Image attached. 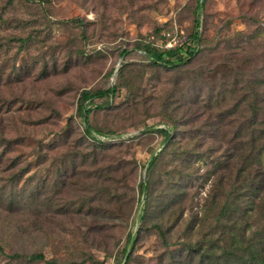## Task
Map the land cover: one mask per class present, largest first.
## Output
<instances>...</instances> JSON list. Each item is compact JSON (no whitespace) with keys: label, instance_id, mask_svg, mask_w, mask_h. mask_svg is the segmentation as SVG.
I'll use <instances>...</instances> for the list:
<instances>
[{"label":"rangeland","instance_id":"374dc122","mask_svg":"<svg viewBox=\"0 0 264 264\" xmlns=\"http://www.w3.org/2000/svg\"><path fill=\"white\" fill-rule=\"evenodd\" d=\"M197 1L0 0V264H200L203 255L225 264L248 241L264 254V203L256 220L242 216L252 209L253 171L237 180L243 157L215 167L234 154L221 137L248 114L216 133L209 129L216 110L189 100L200 95L203 103L213 86L237 82L238 67L262 77L264 41H251L243 56L232 47L238 33L264 29V0H204L205 56L178 71L151 70L141 48L184 41ZM30 34L45 43L38 38L17 53L12 39ZM117 84L109 108L89 115L98 146L84 135L77 100L82 90ZM126 85L134 95L125 96ZM155 129H170L167 146ZM156 154L138 223L139 183ZM138 227L126 261L122 249ZM242 230L256 235L241 238ZM189 247L202 253L191 258ZM15 253L22 259L7 258ZM35 253L44 259L27 261Z\"/></svg>","mask_w":264,"mask_h":264},{"label":"trees","instance_id":"16d2710c","mask_svg":"<svg viewBox=\"0 0 264 264\" xmlns=\"http://www.w3.org/2000/svg\"><path fill=\"white\" fill-rule=\"evenodd\" d=\"M203 9L204 0H198L193 10V20L190 33L187 35L184 41L175 43V45H173L172 47H165L162 49H156L151 45H143V47H141L144 51V54L149 59L148 66L151 68V70L156 71L157 69H162L165 71L175 72L178 71V69H180L181 67L193 63L195 58H199V55L201 57L205 56V49L203 47L205 46V39L202 38L200 31L202 25L200 16ZM238 34L240 37V43H237L232 48L236 49L238 55L241 56H243L241 52H245V48H247L251 41L259 39L264 41V29L261 27H257L254 31L248 34H244L242 32ZM38 38H40L38 34H30L24 37H15L12 40L18 42L17 53H20L27 47H30V44H37ZM40 39L41 43H45V40H42V38ZM1 48L2 47L0 46V50ZM212 50L215 51L217 49ZM224 52L228 51L225 49L222 53ZM127 53V50H122L120 55L124 56ZM46 66L47 64L45 63L43 72H47ZM231 67L233 68V66ZM125 69L126 64L121 65V67L118 69L119 78H123ZM236 71L237 73L239 71L237 82L235 80L232 85H228L229 81L226 80L222 85L218 87L213 86L214 89L208 94V97H206V99L202 101L203 103H201L200 95L195 96V99H192L191 97L189 100L192 101L195 105H198L199 108H201L203 111L205 110L207 113L216 110V116L213 117L214 120L209 126V129L214 127L213 130L216 133L223 131L226 134L225 129L231 127L232 124L235 125V123L237 122V116L244 111L247 112L248 116L246 118H242L241 124L238 123L237 129H235L233 135H231L228 139L225 138V135L224 137H221V140H224L227 145L230 144L233 146L234 154H232L231 156H226L227 160L221 163H216L215 167L217 169L221 166L222 168H225V166L229 165L231 158L243 157L244 164L241 166V168L237 169V180L238 178H242L244 181L245 171L247 170V168L253 171V179L250 182V189L247 193L251 196V200L249 201V203L251 204L252 209L249 213L247 211H244L242 214L244 218H248L253 221L257 218L259 207L264 203V66L261 70V73H263L262 77H258V74H256L255 71L249 72L250 75L248 77H245L242 69H240L239 67L236 68ZM12 72L18 73V69L13 70ZM39 75L42 77V62L41 72L39 73ZM240 82H245L244 84L247 86H244V89H241V87H238V84ZM123 88L125 90L126 97H130L135 94L132 91L131 86L126 85L123 86ZM120 89L121 87L117 84L106 89H89L81 91L77 100L76 114L77 119L83 125V132L85 137L94 139V130L89 123V115L95 109L105 110L109 108L110 101L116 97V94L119 93ZM95 100H106V102L95 104ZM155 131L163 136V145L167 146L172 139V137L170 136V129H155ZM97 132V134H100V131ZM94 141L98 144V146H103L96 139H94ZM245 145H247L248 148L245 147ZM53 148L54 147H49L47 151H50ZM158 160V154L151 157V159L147 163L146 177L142 182L139 183V204L142 203L143 207L141 209L139 207V211L141 213H137L136 216V222L138 223H142L145 220V214L147 212V208L145 207L151 183V173ZM244 166L246 167V169H244ZM74 169L75 168H72V172L74 171ZM180 194H177L174 197L173 203L180 202V200L182 199V192ZM225 210L226 212L229 211V209ZM248 219L247 222L251 228V224L249 223ZM140 230L141 227H138V230L135 233H130L127 237L126 245L122 249L123 257L126 261H129L130 259V254L133 250L134 242ZM255 235V231L249 232L246 235V231L242 230L241 238L253 239ZM244 243L245 242H243V245ZM251 246V241H248L245 244L244 248L232 253H227L226 257H224V263L227 264L228 261L230 262V260H237L238 262L241 261V264H264V254L261 255L256 251L251 252ZM186 252L187 254L191 255V258H193L195 256H200L202 250H199V248L189 247L186 249ZM0 254L5 255L4 250L1 246ZM203 256L205 259H203L200 264H221L209 257H205L206 255ZM22 257L23 256L18 253L7 256V258L16 260L22 259ZM26 259L29 262H40L44 259V257L41 253H35L29 255ZM51 264L54 263L52 262Z\"/></svg>","mask_w":264,"mask_h":264},{"label":"built area","instance_id":"2783aa9c","mask_svg":"<svg viewBox=\"0 0 264 264\" xmlns=\"http://www.w3.org/2000/svg\"><path fill=\"white\" fill-rule=\"evenodd\" d=\"M166 46H167V47H172V45H171L170 43H168Z\"/></svg>","mask_w":264,"mask_h":264}]
</instances>
